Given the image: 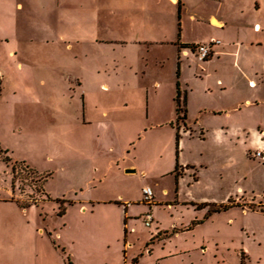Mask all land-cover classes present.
Returning <instances> with one entry per match:
<instances>
[{"label": "rangeland", "instance_id": "obj_1", "mask_svg": "<svg viewBox=\"0 0 264 264\" xmlns=\"http://www.w3.org/2000/svg\"><path fill=\"white\" fill-rule=\"evenodd\" d=\"M116 2L0 0V183L18 162L24 211L0 221V264H244L245 230L264 228L263 215L243 212L264 210V162L253 156L264 151V37L237 43L246 25L232 9L263 32L264 0L188 3L195 20L185 14L181 33L219 39L223 55L200 62L191 52L180 77L172 46L132 42L179 34L177 6L148 4V31L138 6ZM208 12L229 26L209 28ZM177 130L178 164L189 165L176 180ZM131 165L137 172L125 173ZM143 186L151 205L140 201ZM259 256L249 264H264V248Z\"/></svg>", "mask_w": 264, "mask_h": 264}, {"label": "crops", "instance_id": "obj_2", "mask_svg": "<svg viewBox=\"0 0 264 264\" xmlns=\"http://www.w3.org/2000/svg\"><path fill=\"white\" fill-rule=\"evenodd\" d=\"M148 1H150V2H148ZM154 1L155 0H138L137 5H134V3L130 2V0H117L116 7L120 8L121 10L126 11L132 5L138 6L137 7L138 10H141V12L144 15V18H142L143 20H142L141 28L143 30L154 31L156 29V27H155L153 17L146 16V14H148L149 12H151L152 14L154 12H156L154 7L148 8V4L150 5ZM165 2H167V0H165ZM191 2H192V0H179V5H180V16L179 17L177 16V7L172 8V18H176V19L178 18V21H179V23L177 22V25L180 26V31H179L180 33L179 34L173 33L172 36H170L169 38H167L164 34H160L161 36H159V35L153 36V38H151V39L142 38L140 40H133L132 41L135 43H146L148 45L157 46L158 48H164L167 45L172 46L175 50L176 59L178 60V64H179V66H178L179 77L181 76L182 70L184 69L183 62L189 58L190 54H192L191 53L192 49H190L189 46L197 45L199 43H206L212 39L217 40L218 44L214 46L213 54L208 59H206L202 62H205V61L208 62L214 56L223 55L222 50L217 49V47L221 43L219 39H214L212 37L209 39L203 38L202 41H196L193 39L188 40V38H185L184 33L183 32L181 33V31L183 29V27L181 28V26H183L184 23H183V21L180 22V19H183L185 14L188 16L189 19H192L193 21L195 20L194 13H191V10H190L191 8L188 5V3H191ZM168 4L171 6L172 5L178 6V3L174 4V3L170 2ZM233 9H232L233 17L235 19H237L238 22L242 23L243 25H246V26H243V28L241 27L239 30L237 29V31L235 32L236 36H234L233 39L237 43L242 42L243 44H245L246 48H248V49L254 45L257 46L259 44V42H257V39L255 37L256 36L255 33H259V36L264 37V30H263V32L262 31L260 32V30L256 31L255 25L258 24V29H260L261 25L258 22H254L253 24L247 23V21L242 20V18L247 16L246 15L247 13H245L241 8H239L237 10H233ZM256 9H259L258 5L256 6ZM157 10H158L157 13H159L161 15L165 14V11L163 10V8L158 7ZM252 12L254 14V11H252ZM205 16H206V20H207V24H208L209 28H211V29L214 28V30H222L225 26H229L228 24L231 22V20H228L229 18L217 16L216 14H214L212 12L205 13ZM214 32H217V31H214ZM214 34H216V33H214ZM186 45H188V46H186ZM242 54H243V57L245 58L244 53H242V48L235 49L233 52L230 53V57H232L234 66L238 63V60H240V57L242 56ZM196 60L200 61L198 59H196ZM218 82H219V80L217 81V83ZM180 91H181V93H183V95H185V101L187 104V92L185 90H181V88H180ZM83 104H84L83 105L84 109L82 108V111L85 113L86 108H87V106H86L87 103L85 105V102H83ZM186 115H187V108H186ZM179 165L182 166V168H185L189 164L182 163ZM128 167H130V168H126L125 173H136L137 172V169L132 168V167H134V165H131ZM95 170H98V167L95 166ZM129 170H132V172H128ZM3 174L6 176V179L3 180L4 182L2 184L0 183V191L6 193L7 196L0 197V221H4V218L6 215L7 216V218L5 219L6 222L11 221V222L17 223V222L22 220V217L24 215L23 214L24 211L22 209V206H20V201H16V199H15L16 197H14V192L16 193V189L12 186L11 171L8 169L7 171H4ZM142 174H144V173H142ZM44 194H45V190H44ZM123 201H129V200L124 199ZM257 203L263 204L264 201H258ZM243 212L244 213L254 212L256 214H261L264 216V210L250 211L249 208H244ZM0 227L2 228L1 224H0ZM245 232H246V236H245L244 241L241 243V249H240L241 255L244 257V260H245L244 264H249L252 261L253 257H255L257 262H259L261 259V257L259 256V252L262 251L264 248V228H262V229L257 228V229H252V230L246 229ZM253 245L258 249V251H257L258 256H254L253 255L254 252L252 251V249H250V246H253Z\"/></svg>", "mask_w": 264, "mask_h": 264}, {"label": "built area", "instance_id": "obj_3", "mask_svg": "<svg viewBox=\"0 0 264 264\" xmlns=\"http://www.w3.org/2000/svg\"><path fill=\"white\" fill-rule=\"evenodd\" d=\"M171 3L177 4L179 2V0H169ZM218 44L217 40H210L206 43H199L197 45L194 46V48L192 49V53L195 55V57L200 60V61H204L206 59H208L214 52L213 48L215 45ZM254 157L261 159L264 162V151H256L253 154ZM141 194H142V199L141 201L151 205L152 204V200L154 197L153 194V190L150 186H144L141 189ZM151 216L148 214L145 216L144 218V224L146 226H149L151 223Z\"/></svg>", "mask_w": 264, "mask_h": 264}, {"label": "trees", "instance_id": "obj_4", "mask_svg": "<svg viewBox=\"0 0 264 264\" xmlns=\"http://www.w3.org/2000/svg\"><path fill=\"white\" fill-rule=\"evenodd\" d=\"M177 12H178V17L180 15V5L178 3V6H177ZM188 46V45H186ZM195 45H191L189 46L190 49H193ZM177 77H179V69L177 71ZM175 101H176V113H177V118L178 119H186V106H185V95L182 96L181 98V91H180V88H179V83L176 82V95H175ZM181 104L183 105V109L181 107ZM179 139H180V135L178 133V130L176 132V135H175V145H176V159H175V166H174V169H173V174L175 176V179L177 180V178L179 176H181V167L180 165L178 164V146H179ZM18 162H15L13 167H12V186L14 185V174H15V164H17ZM41 179V177H40ZM222 209H225L227 208L226 206H222L221 207ZM54 244V242H52Z\"/></svg>", "mask_w": 264, "mask_h": 264}, {"label": "water", "instance_id": "obj_5", "mask_svg": "<svg viewBox=\"0 0 264 264\" xmlns=\"http://www.w3.org/2000/svg\"><path fill=\"white\" fill-rule=\"evenodd\" d=\"M128 172H132V170H129Z\"/></svg>", "mask_w": 264, "mask_h": 264}, {"label": "bare ground", "instance_id": "obj_6", "mask_svg": "<svg viewBox=\"0 0 264 264\" xmlns=\"http://www.w3.org/2000/svg\"><path fill=\"white\" fill-rule=\"evenodd\" d=\"M174 1V0H173Z\"/></svg>", "mask_w": 264, "mask_h": 264}]
</instances>
